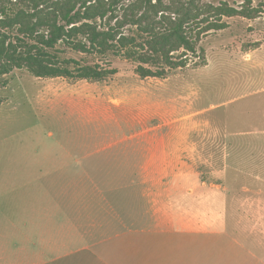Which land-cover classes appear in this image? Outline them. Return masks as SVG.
<instances>
[{
    "label": "rangeland",
    "instance_id": "1",
    "mask_svg": "<svg viewBox=\"0 0 264 264\" xmlns=\"http://www.w3.org/2000/svg\"><path fill=\"white\" fill-rule=\"evenodd\" d=\"M138 1L120 0L125 10L96 22L116 27ZM207 1L253 11L251 17H222L225 27L201 35L188 65L164 77L142 78L122 55L83 52L62 41L55 46L60 59L99 63L116 73L70 79L36 77L20 68L0 76L1 211L18 205L29 190H44L54 201L48 195L68 188L81 192L74 204L83 215L99 220L106 208L98 196L103 189L124 194L135 188L123 186V174H137L140 181H129L144 189L152 172H186L200 175L207 188L224 184L234 195L240 190L235 185H248V196L264 191L258 179L264 174V0ZM135 29L126 21L118 30ZM75 40L86 42L84 35ZM158 136H166L167 162L147 163ZM240 173L252 175L242 181Z\"/></svg>",
    "mask_w": 264,
    "mask_h": 264
},
{
    "label": "crops",
    "instance_id": "2",
    "mask_svg": "<svg viewBox=\"0 0 264 264\" xmlns=\"http://www.w3.org/2000/svg\"><path fill=\"white\" fill-rule=\"evenodd\" d=\"M158 137L147 163L167 162L166 136ZM121 176L123 186L135 188L124 194L103 189L99 220L83 215L74 204L81 192L68 188L48 195L54 201L35 188L18 205H6L0 210V264H264V191L248 196V185H235L240 190L234 195L224 184L207 188L200 175L186 172H152L146 189L129 181H140L137 174Z\"/></svg>",
    "mask_w": 264,
    "mask_h": 264
},
{
    "label": "trees",
    "instance_id": "3",
    "mask_svg": "<svg viewBox=\"0 0 264 264\" xmlns=\"http://www.w3.org/2000/svg\"><path fill=\"white\" fill-rule=\"evenodd\" d=\"M119 4L120 0H0V76L20 68L36 77L70 79L100 80L116 73V68L103 64L60 59L55 46L62 41L83 52L122 55L142 78L164 77L188 65V52H196L201 35L225 27L222 17H251L253 11L225 1L214 5L207 0H139L129 6L130 15L123 12L116 27L108 22L106 27L98 25L97 18H114L117 10H125ZM136 10L141 11L138 16ZM126 21L136 26L134 32L118 30ZM78 35L86 42L75 40Z\"/></svg>",
    "mask_w": 264,
    "mask_h": 264
}]
</instances>
